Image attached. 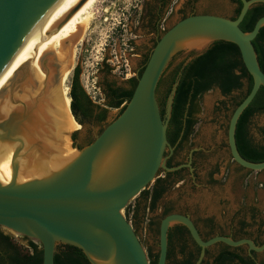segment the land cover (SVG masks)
Instances as JSON below:
<instances>
[{
  "label": "water",
  "instance_id": "obj_1",
  "mask_svg": "<svg viewBox=\"0 0 264 264\" xmlns=\"http://www.w3.org/2000/svg\"><path fill=\"white\" fill-rule=\"evenodd\" d=\"M80 1L0 0V227L41 244L43 264H55L57 247L63 244L82 249L92 264H151L124 210L162 171L191 167L190 163L166 164V150H173L167 128L178 82L169 95L165 116L157 99L159 81L177 52L195 50L188 63L218 40L239 47L254 84L231 113L228 149L240 167L264 171V161L245 159L236 143L238 121L264 86V71L253 45L264 26V16L250 32H244L240 24L248 11L264 0H240L242 8L235 19L192 14L175 23L153 48L122 113L111 116L82 148L72 132L62 130L58 136L62 61L51 52L38 65L36 75L25 73L36 46ZM72 115L83 126L73 111ZM65 136L71 138L79 155L41 178L23 182L58 162V145ZM174 224L185 225L201 247L196 264L206 249L218 242L264 251V243L257 245L248 237L204 239L190 216L172 212L160 222L157 264H167L168 234Z\"/></svg>",
  "mask_w": 264,
  "mask_h": 264
},
{
  "label": "rangeland",
  "instance_id": "obj_2",
  "mask_svg": "<svg viewBox=\"0 0 264 264\" xmlns=\"http://www.w3.org/2000/svg\"><path fill=\"white\" fill-rule=\"evenodd\" d=\"M143 3L144 0H106L97 7L95 18L85 36L75 45L76 56L69 79V94L77 65L81 67L80 80L86 93L95 105L101 107H107L105 88L108 83H113L116 87L129 88V79L138 78L144 55H150L154 48L152 42H144V38L139 37L142 34L139 21ZM213 4L215 11L212 14L229 18L236 14L235 5H232L230 0H216ZM178 17L177 14L173 15L169 23L175 22ZM195 53V50H180L171 60L170 64L173 62L171 67L187 60ZM247 84V80H243V88L231 95H225L219 88H214L200 98L199 112L196 115L198 122L193 134L174 159L180 163L179 165L191 164V167H183L187 168L182 172V176L187 179L186 183H179L178 186L168 185L167 191L153 211L146 209L148 202L141 194L131 200L125 208L124 214L127 216L128 207L131 209L139 207L137 221H133L132 217L130 221L136 226L148 255L150 252L159 253L160 222L168 210L170 213L186 212L194 218L214 217L218 224L217 229L227 235L233 232L232 222L238 228L240 221L251 223L250 215L243 212L237 214L246 206H254L259 213L258 220L264 219V171H249L237 165L230 155L227 142V126L235 101L246 91ZM118 111L117 108H110L106 122ZM91 121L95 125L90 128L92 132L100 130L106 124L95 119ZM263 128L262 112L255 115L249 125L250 135L259 145H264ZM72 133L77 134L82 144L91 134L84 131L81 125L75 127ZM196 151L198 154L194 155ZM210 171H214L216 182L208 187ZM164 176L165 174L161 172L158 178ZM156 180L147 189H151ZM0 230L26 247L27 240L24 236L3 227H0ZM245 231L257 237L258 225L246 226ZM245 231L239 229L234 233L241 236ZM204 232L206 234L205 229ZM260 238L263 243L264 231ZM212 250L217 249L213 247ZM247 250L248 248L244 246L243 251ZM258 264H264L263 251L258 254Z\"/></svg>",
  "mask_w": 264,
  "mask_h": 264
},
{
  "label": "trees",
  "instance_id": "obj_3",
  "mask_svg": "<svg viewBox=\"0 0 264 264\" xmlns=\"http://www.w3.org/2000/svg\"><path fill=\"white\" fill-rule=\"evenodd\" d=\"M237 1L239 2V7L236 10L235 16L231 17L232 19H235L239 15L242 8V2L240 0ZM262 16H264V2H258L246 14L240 24L241 29L244 32L252 31L255 23ZM253 45L256 49L260 66L264 71V26L253 40ZM149 57L150 55L144 59L138 76L142 74ZM172 64L173 62L165 70L157 87V99L161 107L162 115L165 116L169 95L174 84L178 82L167 128L168 140L172 147L177 145L180 138H184L187 142L193 134L194 127L198 122L196 115L199 112L198 106L203 94L214 88H219L223 94L231 95L234 91L242 89L243 80H247V89L242 93L240 99L235 101L234 110L249 94L254 84L252 76L243 63L239 47L231 41H215L206 51L188 63L184 60L174 67H171ZM80 75L81 67L77 65L74 69L70 91L72 99L71 109L76 113L75 108H80L89 120L95 119L99 123L106 122L110 108H121L118 114L122 113L125 108L122 105L132 98L138 82V78L136 77L129 79V88L116 87L113 83H108L105 88L107 107H101L95 105L90 100L81 83ZM262 112L264 113V86L260 88L254 100L241 115L236 129V143L240 154L245 159L253 162L264 161V145L254 144L249 137V125L252 118ZM77 126L76 123V128ZM104 126L101 127L99 132L103 130ZM262 132L264 133V128ZM73 138L77 140L76 133L73 135ZM88 139L89 141H87ZM92 141L90 136H88L79 147L82 148ZM167 165L172 167L179 164H172L169 161ZM166 174V178H158L151 189L142 191L141 195L148 202L146 209L155 210L158 201L167 191L168 185L166 181L169 177L168 175H171V173L167 172ZM173 184L170 183L169 186ZM128 208V220H131L132 217L133 221H137L139 207L136 206L133 209ZM168 213H170V210L166 211L164 215ZM242 223L245 227L247 226L245 222ZM254 225H258L257 222ZM261 226L263 225L261 224ZM174 229H176V225L170 228L171 232L169 230V241L174 235L172 233ZM245 235L248 237L251 236L248 232ZM239 237L245 236L241 235ZM232 238L239 239L236 236ZM24 239L27 240L26 247L20 245L11 235L4 234L0 231V264H43L41 244L27 237H24ZM231 256V258L238 257L244 260L241 256L234 253ZM158 257L159 253L153 254L150 252L149 258L151 264H157ZM55 264L92 263L79 247L63 244L57 247Z\"/></svg>",
  "mask_w": 264,
  "mask_h": 264
},
{
  "label": "flooded vegetation",
  "instance_id": "obj_4",
  "mask_svg": "<svg viewBox=\"0 0 264 264\" xmlns=\"http://www.w3.org/2000/svg\"><path fill=\"white\" fill-rule=\"evenodd\" d=\"M216 0H144L141 14H140V21H139V28L142 31L139 37L144 38V42H152L155 45L159 41V39L178 21L182 20L183 18L192 15V14H212L215 11V7L213 6ZM232 5H235V12L239 7V2L237 0H230ZM177 14L179 17L173 23H169L170 19L173 15ZM215 14V13H213ZM231 18V17H230ZM149 56L148 54L144 55V59ZM141 69V68H140ZM139 69V70H140ZM76 109V115L78 116L79 120L82 123V128L85 131L91 132L90 139L93 140L95 135L99 133V129L92 132L90 128L95 127L94 123L89 120L83 111L80 108ZM92 130V129H91ZM249 137L251 138L252 142L256 145L257 144L251 137L249 133ZM78 140V137H77ZM89 141V139L87 140ZM86 141V143H87ZM186 140L184 138H180L177 145L173 147V151L170 149L166 150V164L169 161L172 164H178L176 162L175 155L177 152L184 146ZM82 143H79V145ZM168 152V153H167ZM198 154V151L194 152V155ZM194 162V159L192 163ZM180 164V163H179ZM187 168H181L174 172L169 171H162L165 174V178L167 176V172L171 173L168 175V179L166 184L169 185L170 183H174L178 186L179 183H186V177L182 176V172L185 171ZM208 187H211L212 183L216 182L214 178V171H210L208 173ZM150 210V209H149ZM244 210H246L244 212ZM243 212L245 215H250L251 223L240 221V228H238L234 222L231 224L232 233L226 234L224 231H219L218 224L214 217L211 216H199L198 218L192 217L190 214L186 212H182V214H186L190 216L193 221L195 222L201 236L204 239H209L216 235H225L230 237H239L234 233V231L241 230L245 231L246 227L243 225L242 222H245L248 226L254 225L255 222L258 224V236H250L248 237L245 235L246 231L242 236L248 237L253 239L257 245H262L264 243L261 242V230L262 233L264 231V219L258 220V210L254 206H246L245 209H240L237 214ZM261 224L263 226H261ZM203 226V227H202ZM136 226H134L135 228ZM206 230V234L204 232ZM136 232L137 229L135 228ZM218 230V231H217ZM1 231V230H0ZM3 232V231H2ZM171 232V230H170ZM4 234L9 235L8 233L3 232ZM174 235L172 236L171 240L169 241V234H168V258L167 264H196L200 254H201V247L195 242L190 231L188 228L183 224H176V229L173 230ZM138 234V232H137ZM139 236V235H138ZM248 245H241V246H229L223 242H218L206 249V253L200 264H258V254L254 250H247V252L243 251V247ZM213 247H216L217 250H212ZM264 252V251H263ZM237 254L241 256L244 260L234 257L231 258V254Z\"/></svg>",
  "mask_w": 264,
  "mask_h": 264
},
{
  "label": "bare ground",
  "instance_id": "obj_5",
  "mask_svg": "<svg viewBox=\"0 0 264 264\" xmlns=\"http://www.w3.org/2000/svg\"><path fill=\"white\" fill-rule=\"evenodd\" d=\"M106 0H81L68 14H66L41 41L29 56L25 65V73L33 71L36 75L40 62L53 52L61 63V81L59 84V134L62 130L72 132L76 123L70 109L71 96L69 94V79L75 63V45L82 40L86 31L95 18L97 7ZM78 7V8H76ZM74 9H76L74 11ZM70 15V16H69ZM63 142L58 145V162L35 173L23 182L41 178L50 170H57L75 159L79 151L72 147L69 136H65ZM22 182V183H23Z\"/></svg>",
  "mask_w": 264,
  "mask_h": 264
}]
</instances>
